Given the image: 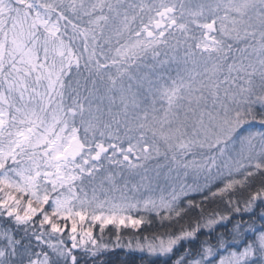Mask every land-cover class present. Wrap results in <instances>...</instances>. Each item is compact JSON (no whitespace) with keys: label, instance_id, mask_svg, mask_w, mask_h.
<instances>
[{"label":"rangeland","instance_id":"rangeland-1","mask_svg":"<svg viewBox=\"0 0 264 264\" xmlns=\"http://www.w3.org/2000/svg\"><path fill=\"white\" fill-rule=\"evenodd\" d=\"M78 65L92 80L71 95L65 83ZM116 98L122 112L100 126ZM263 109L264 0H0V239L10 252H0V264L20 262L14 234L35 242L34 216L56 244L22 264H50L54 250L78 264L69 244L88 256L101 246L141 257L177 248L169 264H264L255 259H264V221L226 247L211 234L197 252L179 247L192 233L96 244L87 232L94 224L136 228L197 189L264 167ZM24 194L36 209L21 208ZM47 206L67 220L64 239ZM217 225L226 229V219L200 228Z\"/></svg>","mask_w":264,"mask_h":264},{"label":"trees","instance_id":"trees-1","mask_svg":"<svg viewBox=\"0 0 264 264\" xmlns=\"http://www.w3.org/2000/svg\"><path fill=\"white\" fill-rule=\"evenodd\" d=\"M73 43L80 51H83L86 47V42L81 37L78 38L76 35H73ZM77 68L78 69L71 74L70 79H67L70 83H65L68 91H72L71 95L76 92L78 93L80 85L87 86L92 80L91 73L88 69H85L84 66L80 65H78ZM76 73L82 74V76H80V78H76ZM172 79L177 78L173 77ZM173 81L176 82V80ZM116 101L119 102V105L112 107L113 105L111 104L103 107V112L105 114L104 117L102 116L98 119L100 126L104 124L105 118L108 122H111V118H114L113 122H115V117L117 118L120 112H122V103L119 99ZM83 102L89 103L87 100ZM172 105H168L167 107ZM134 109V107H130L129 112L134 113ZM162 111L163 110L159 108V116L162 114ZM256 117L261 122V127L263 128L262 132L264 134V109L259 112L256 111ZM87 120L88 116L84 114L83 121L85 124H87ZM12 186L13 182L10 183V190H12ZM0 187L4 188L3 184H0ZM14 189L17 193L12 191L15 195H13L10 199L13 200L18 197V189ZM209 189V192L205 189L203 194L199 189H197L192 195L180 198L171 208L167 209L168 214L152 215L148 218V221L141 222V224H139L136 228H131L129 226L114 227L112 225L97 226V224H94L93 226H87V232L91 234V237L96 244H114L118 242H130L133 240L155 241L157 238L175 237L183 233H192V238L183 242L179 247L184 245L189 251L197 252L200 248V243H203V241L206 240V237L211 234H215L220 243L226 242L224 244V247H226L230 245L229 241H232L239 236L236 235L238 230L241 235L242 230L246 225L263 223L264 203H261L260 200L261 197L264 196V167L255 169L248 168L246 172L239 173L234 181L230 182L228 186L222 187L217 185L214 188ZM20 199H22L19 200L21 201V208H27L26 205H31L34 207L33 209L38 207L37 201H35L34 198L31 199L26 194L22 195ZM8 201L11 203V200ZM19 201H17V203ZM252 202H255V204L252 205L250 210H247L248 206ZM0 204L4 206V202H1ZM13 205L16 206V203H13ZM44 210V212L47 213V222L53 223L54 230L58 233L60 232L59 237L64 239L70 229L67 220H63V217H59V215L51 216L49 206H47ZM12 212L14 213V211ZM216 218H225L227 226H224L227 228L223 229L221 227L223 225H217L214 227L212 233L205 232L204 226L200 228L201 224L206 225L208 222ZM39 221L46 222L44 220H40L39 217L34 216V223L31 230L37 235L35 242H31L30 239H32V236L30 235L26 238L18 236L17 233L14 234L16 236L13 238V249L23 253L20 258V262L12 260L15 264L16 262L17 264H22L23 258L25 257L26 259V255L29 256V253L35 248L45 247L49 249L51 245L56 244V240H54L52 236L49 237L47 234L42 235V231L45 234V231L47 233L49 228L48 230L44 227L42 228ZM36 224L38 225L36 226ZM45 226L48 225L45 224ZM2 228L5 229L4 225L0 222V229ZM37 232H41V234H37ZM2 244H5V241L0 239V252L10 254V252H7L5 248L2 249ZM78 247L79 248L75 251L70 248L72 253L77 257L78 264H169L170 260L172 261V258L174 257L173 254L175 249H177L175 248L172 251V254L168 255V257H141L137 253L125 251L120 247H112L110 250H103V246H101L95 248V253L88 256L87 252L80 249L81 247L79 245ZM54 251L55 253L51 251L47 252L50 264H69L67 257H64L60 251ZM222 251L223 250L221 248L218 249V253H221ZM194 254H192V256ZM30 257L31 256H29L28 259H30ZM255 259L260 263H263L264 260L263 256H261L258 252L255 254ZM183 261H185V259H183Z\"/></svg>","mask_w":264,"mask_h":264}]
</instances>
